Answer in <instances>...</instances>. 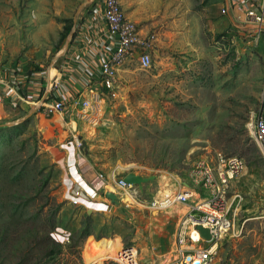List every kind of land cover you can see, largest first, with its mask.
Segmentation results:
<instances>
[{
    "label": "rangeland",
    "instance_id": "374dc122",
    "mask_svg": "<svg viewBox=\"0 0 264 264\" xmlns=\"http://www.w3.org/2000/svg\"><path fill=\"white\" fill-rule=\"evenodd\" d=\"M223 1L122 0L126 14L156 32L161 46L148 69L137 55L126 60L113 92H104L97 122L75 112L77 133L67 116H46L0 94V264H115L122 245L135 246L142 264L158 263L137 246L145 224L125 208L88 213L72 205L54 151L75 149L77 138L106 174L157 177L139 190L146 204L186 191L200 161L217 153L243 158L247 173L228 193L235 228L217 264H264V156L249 129L264 99V39L257 46L245 39L223 14ZM101 2L0 0V73L45 70ZM164 178L176 181L175 194H158ZM177 207L179 214L189 209L175 202L166 212Z\"/></svg>",
    "mask_w": 264,
    "mask_h": 264
},
{
    "label": "built area",
    "instance_id": "2783aa9c",
    "mask_svg": "<svg viewBox=\"0 0 264 264\" xmlns=\"http://www.w3.org/2000/svg\"><path fill=\"white\" fill-rule=\"evenodd\" d=\"M226 7L222 9L224 15L230 14V8L239 7L240 20L237 22L240 34L255 46L264 39V1L256 8L252 0H226ZM101 10L107 33L113 48L101 63L99 75L100 89L112 91L115 88L117 73L126 60L137 55L141 68L148 69L153 62V49L159 35L156 32L143 33L141 28L128 18L124 11L122 0H102L93 13ZM90 98L76 97L71 102L65 100H49L44 98L36 110L46 116L62 115L66 107L71 105L84 118L96 121L103 94L96 90L94 84L87 88ZM41 97V98H42ZM249 129L264 156V99L259 110L252 111ZM82 145H78L81 149ZM78 166L83 167L88 161L81 153L78 155ZM91 167L83 169L87 174ZM248 170L246 161L241 157H224L221 153L210 160L200 161L192 174V187L179 192L173 199L167 197L162 200H152L147 204L141 200L137 186L125 182V176L113 172L110 176L97 172L92 186L98 192L113 187L117 202L126 208H143L150 211H164L172 203L178 202L188 206V210L181 218L173 250L160 257L157 264H217V258L222 242L231 235L235 228L234 200L229 199V191L235 180L243 177ZM205 193L206 196L191 203V199ZM72 205L82 207L83 192L79 189L71 194ZM237 197V196H236ZM109 199V198H108ZM190 204V205H189ZM238 210V208L236 209ZM199 227L209 230L210 239H207ZM115 264H142L139 251L135 246L122 245L113 259Z\"/></svg>",
    "mask_w": 264,
    "mask_h": 264
},
{
    "label": "crops",
    "instance_id": "0c3cea01",
    "mask_svg": "<svg viewBox=\"0 0 264 264\" xmlns=\"http://www.w3.org/2000/svg\"><path fill=\"white\" fill-rule=\"evenodd\" d=\"M252 1L250 4H255L254 6L259 8L260 3L264 0ZM226 4L227 2L224 0L222 4L223 8L226 7ZM84 15L86 16V22L82 26L83 29L77 34L66 50L59 57L54 58L50 66L45 70L44 68L37 70L22 69L23 67H20L6 75L0 73V94L7 99H11L14 104L24 105L28 109L35 111L36 107L42 103L45 97L51 98L49 100L61 99L67 102H71L78 96L89 99L90 93L87 88L92 83L101 94H103V91L106 92L105 89H100L99 75L101 72V63L107 57V53L113 48V43L107 33V25L105 24L101 10L96 13L88 11V14L85 13ZM240 17L241 12L239 7L235 6L230 8L228 18L234 27L238 28L237 22L240 20ZM128 18L138 24L130 15ZM141 30L143 33H147L142 28ZM161 43L162 41L159 36V40L153 49V54L160 48ZM29 70L31 71L29 72ZM51 70H56L57 72L54 77L50 76ZM112 92L113 90L107 91L108 94ZM42 94H44V98ZM102 102L103 99L100 103L101 111ZM75 112L77 111L71 105H68L65 113L59 116H62V118L67 116L70 120V125L73 127L72 130L77 133L79 120H76V117L79 114L76 116ZM81 117L82 119H86L82 115ZM97 120L90 121L95 123ZM77 140L82 145L81 149H78V146H75V149L71 147H60L54 151L57 163L65 173L71 192L77 189L83 192L82 207H85L88 213L92 211L108 214L113 212V209L125 208L133 222L136 220V223H142L139 226L145 224V228L141 227L137 229L136 237L139 242L137 246L147 256L151 257L150 259H155L159 262L160 257L173 250L175 246L177 228L184 215L183 213H181L182 215L178 213L181 208L177 207L176 210L173 209L174 211L171 212H166L167 209L165 212L150 211L152 214L158 212L155 217H151L145 215L147 209H127L123 205L120 206L119 202L114 203L106 196L107 193L111 192L108 190L98 192L92 186L94 175L102 171L95 168L92 162H90L83 139L77 138ZM79 153L88 161V164L83 167L78 166ZM88 166L92 170L87 174H83V169ZM106 175L110 176L111 173ZM173 180L164 178L160 181V184L157 185L159 189L158 194L165 192L164 190L175 194L179 190V186ZM183 186L185 188H193L190 183H185Z\"/></svg>",
    "mask_w": 264,
    "mask_h": 264
},
{
    "label": "water",
    "instance_id": "95a60500",
    "mask_svg": "<svg viewBox=\"0 0 264 264\" xmlns=\"http://www.w3.org/2000/svg\"><path fill=\"white\" fill-rule=\"evenodd\" d=\"M156 178L157 177H155V176H151V177L147 178V177H143L142 175H138L134 172H131L125 176V182L130 184V185L137 186V187H139L140 190H142L146 183L152 182V181L156 180ZM106 196H107V198L112 200L114 203L117 202V196L115 194L107 193ZM90 212H92V211H90ZM199 230L201 231L203 236H205L207 239L211 238L209 230L204 229L203 227H199Z\"/></svg>",
    "mask_w": 264,
    "mask_h": 264
},
{
    "label": "bare ground",
    "instance_id": "6f19581e",
    "mask_svg": "<svg viewBox=\"0 0 264 264\" xmlns=\"http://www.w3.org/2000/svg\"><path fill=\"white\" fill-rule=\"evenodd\" d=\"M56 75V70H51V72H50V76L51 77H54Z\"/></svg>",
    "mask_w": 264,
    "mask_h": 264
}]
</instances>
